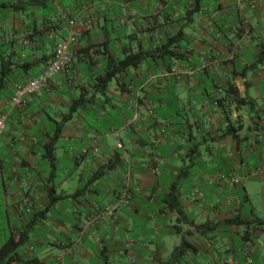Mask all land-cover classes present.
I'll return each instance as SVG.
<instances>
[{
  "label": "crops",
  "instance_id": "0c3cea01",
  "mask_svg": "<svg viewBox=\"0 0 264 264\" xmlns=\"http://www.w3.org/2000/svg\"><path fill=\"white\" fill-rule=\"evenodd\" d=\"M251 1L200 0L189 15L196 0H0V218L9 238L28 233L11 264H162L182 234L194 251L179 264H264V224H253L264 221V171L252 175L264 169V0ZM89 18L57 83L12 108L17 85ZM130 49L159 52L98 93L96 77ZM113 130L133 163L130 191ZM126 192L130 208L103 215Z\"/></svg>",
  "mask_w": 264,
  "mask_h": 264
},
{
  "label": "built area",
  "instance_id": "2783aa9c",
  "mask_svg": "<svg viewBox=\"0 0 264 264\" xmlns=\"http://www.w3.org/2000/svg\"><path fill=\"white\" fill-rule=\"evenodd\" d=\"M259 3L257 0H252L250 3V7L252 10H255L258 7ZM163 9L162 5L159 4L156 7V15H158ZM234 9V8H232ZM231 11V10H230ZM135 16V15H134ZM248 25V21L246 22ZM94 21L93 19H78L72 21V27L68 33V35L62 38L59 42L56 43L54 48V53L52 60L50 63L43 69V71L37 75L36 77L29 78L25 83L17 85L15 92L11 98V107L12 108H21L25 106L28 99L35 95H38L44 90L49 91L56 83L57 77L62 74L65 70H67L70 64L74 61L76 56H78V52L76 47L82 41L85 34L93 27ZM233 49V50H232ZM233 53L236 54L238 52V47H231ZM95 48L90 49V54H95ZM208 61H204L202 64L203 68H207L209 66ZM189 76H193L192 72H189ZM8 114L4 113L0 116V141L2 140L7 127ZM130 122L125 123V126H129ZM112 136L116 139L117 145L116 149L122 152V159L126 165H128L129 170L126 174V185L127 190L130 191L131 185H135L136 181L132 177L133 171V163L129 153L126 151L125 146L121 140L120 131L113 130L111 132ZM264 169H256L252 175L261 174ZM159 174V171L157 170ZM232 183L234 185H239L240 181L237 179H232ZM195 195H201L199 191H195ZM130 195L128 192L123 194L119 199L115 202L108 204L104 211L103 215L105 216H114L119 209L122 207L130 208ZM26 212H31L32 204L31 199L28 197L24 201ZM102 216H99L98 219H101ZM226 264H233L232 262H227Z\"/></svg>",
  "mask_w": 264,
  "mask_h": 264
},
{
  "label": "trees",
  "instance_id": "16d2710c",
  "mask_svg": "<svg viewBox=\"0 0 264 264\" xmlns=\"http://www.w3.org/2000/svg\"><path fill=\"white\" fill-rule=\"evenodd\" d=\"M200 0H196V8L194 10L189 11V15L195 14L198 9ZM36 3V2H35ZM96 50V49H95ZM162 52H168V50H161ZM158 51H155L154 54H156ZM96 53V52H95ZM153 53H144L141 51H134V50H126L125 56L122 59L119 60H110L109 65L107 66L106 70L99 74L95 79V87L98 93L100 94H106L109 84L114 80L117 79L119 75L126 72L130 68H134L139 66L144 61H147L151 57H155ZM171 54V53H169ZM259 63L264 62V46L261 47L259 58ZM92 99V98H91ZM89 99H87L88 101ZM85 97H81L79 101L74 103L73 111L76 110V108L82 107L86 105ZM53 150H54V144H51L48 150L47 157L52 159L53 158ZM163 162L160 163L162 165ZM159 171V170H158ZM160 173V172H159ZM169 203L170 207L172 209H176L179 206V199L178 196L175 194L174 191H172L169 195ZM26 212V211H25ZM28 216H32V210L31 212H26ZM32 214V215H31ZM35 222V218L32 216L29 220V226H31ZM227 223L231 224H237L240 225L238 222V219L228 220ZM246 224V223H242ZM256 227L262 226L264 224L263 220H257L255 223H253ZM176 232L180 235L181 229L180 227L176 226ZM28 233L23 228L20 229L16 234L11 236L1 247H0V264H11L13 260L16 261L17 256L14 255V252L18 248L19 245L23 244L27 239ZM194 251L193 245L188 241L187 234H182V242L181 244L175 248L173 251L171 257L169 260H167L165 263L162 264H179L182 257L187 254L188 252ZM18 261V259H17Z\"/></svg>",
  "mask_w": 264,
  "mask_h": 264
},
{
  "label": "rangeland",
  "instance_id": "374dc122",
  "mask_svg": "<svg viewBox=\"0 0 264 264\" xmlns=\"http://www.w3.org/2000/svg\"><path fill=\"white\" fill-rule=\"evenodd\" d=\"M114 83V82H113ZM115 84V83H114ZM113 84V85H114ZM113 87V86H112ZM114 88V87H113ZM111 97V96H110ZM112 135V134H111ZM113 137V136H112ZM114 138V137H113ZM115 139V138H114ZM117 142V141H116ZM249 206H246L245 208H244V211L246 212V211H249ZM6 221H7V219H5L4 217L3 218H0V222H1V226H2V232L0 233V236H2L3 237V240H2V242L4 241V240H6L7 238H9V236H10V233L8 232V230H7V228H6ZM168 240V242H171V239L170 238H168L167 239Z\"/></svg>",
  "mask_w": 264,
  "mask_h": 264
}]
</instances>
